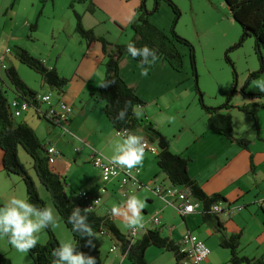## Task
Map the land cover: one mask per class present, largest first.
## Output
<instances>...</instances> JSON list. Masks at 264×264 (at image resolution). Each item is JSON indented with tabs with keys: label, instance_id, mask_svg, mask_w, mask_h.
Segmentation results:
<instances>
[{
	"label": "rangeland",
	"instance_id": "1",
	"mask_svg": "<svg viewBox=\"0 0 264 264\" xmlns=\"http://www.w3.org/2000/svg\"><path fill=\"white\" fill-rule=\"evenodd\" d=\"M156 1H158V10L150 14L151 22L168 34L174 29L194 47L197 80L191 64L190 49L181 45L180 49L184 55L183 69L177 71L172 69L169 63H165L173 73V77L177 79L175 84L179 85L174 88L170 87V90L164 88L163 93H161L163 89L161 88L157 96L159 99L151 92L150 87L143 96L147 103L144 108L146 114L143 115H148L154 119L155 124H160L162 132L172 141L173 147L177 148L184 144L186 135L199 125L200 115L206 113L199 100L200 93H202L204 104L214 108H219L228 102L233 106L239 99L250 98L249 94H259L254 85L258 80L264 81V71L260 72L262 61L264 63V49L259 56L255 50V39L252 36L246 37L239 45L242 39V29L240 24L231 17L225 0H171L180 10L177 18L167 0H146L147 12L154 9ZM140 2L141 0H53L42 3L39 0H0V54L8 47L12 54L17 46L25 48L35 57L53 64L61 75L68 78L73 77L67 89L74 92L79 87V73L89 76L83 67L90 71L93 60L98 62L96 55H101L99 41H94L88 46L86 40L76 32L75 13L81 15L82 24L86 29H92L96 35L103 36L109 43L126 44L134 36L132 23L136 18L135 8ZM32 24H36V28L32 29ZM87 50L91 55L85 58L86 60L78 68L83 51L87 52ZM94 52L99 53L93 55ZM17 67L21 73H19L20 76L32 89H43L39 73L23 63L18 62ZM103 67L105 69L104 65ZM144 67L148 69V74L146 76L140 74L139 81L153 80L158 84L162 79H171L161 63L156 62L153 66L151 64V66L145 65ZM254 73L257 76L250 78ZM2 78L9 85L4 72H2ZM197 84L199 91L196 90ZM244 89L247 94L242 93ZM50 92L54 95L58 94L56 89ZM14 96V92L9 90L8 97L13 98ZM140 108L137 107V110ZM240 115L242 116L239 117L238 127L243 128L244 122L242 121L245 114ZM23 117L24 115L18 117V120H23ZM142 130L140 127L135 134L139 135ZM37 131L40 136L44 135L41 127ZM59 132L65 131L59 128ZM121 138L118 136L119 140ZM43 143L47 144L45 140ZM74 150V146H71L67 150L71 156H66L69 160L61 161L68 169L71 182L68 186V195L73 203H77L79 192L83 190L92 192L90 186L85 183L89 178L96 176L98 170H95L88 162L83 163L85 160L83 151L79 152L80 161L75 163L72 157L76 154ZM20 158L33 174L39 192L47 202V208H50L54 218L60 221L61 225L55 223V226H52L54 232L58 233L61 242L74 244L73 236L61 220L49 193L31 169L30 156L21 149ZM147 191H150L152 196H156L149 184L134 194L144 203L140 212L141 223L147 213L152 214L153 208L166 203L160 199L156 204H151L145 195ZM97 195L102 196L106 206V208L100 207L99 213L112 212L115 223L121 231H131L133 227L140 228L141 223L133 227L128 226L125 217L130 213L127 212L126 201H119L118 188L114 187L107 193ZM94 240L101 246L102 256H107L106 248L110 244L109 235L96 233ZM1 251L12 260V264H32V257L28 252H18L8 243L6 237H0ZM114 255L111 252L105 264H111ZM167 257L163 260L165 264H173V261L168 260ZM149 258H152L151 255Z\"/></svg>",
	"mask_w": 264,
	"mask_h": 264
},
{
	"label": "trees",
	"instance_id": "2",
	"mask_svg": "<svg viewBox=\"0 0 264 264\" xmlns=\"http://www.w3.org/2000/svg\"><path fill=\"white\" fill-rule=\"evenodd\" d=\"M39 1L46 3L47 1L53 0ZM167 1L171 5L177 18L180 15L178 6L171 0ZM145 2L146 0H141L140 4L135 8L136 18L132 23L134 36L126 44L109 43L103 36L96 35L92 29H86L82 24L81 15L75 13L76 32L86 40L87 45L89 46L94 41L101 43L102 55L105 59V75L97 88L98 99L105 101L106 116L115 130L126 131L127 135L129 133H135V131L142 127L148 140L158 144L159 153L157 154V163L170 183L185 187L188 193L202 201L204 207L203 214L206 220L213 217L218 220L217 215L211 214L209 208L219 201H226V198L220 193L211 195L205 193L196 180L189 174L188 165L190 159L174 153L170 147V139L146 115L141 114L137 117L133 114V109H137V107L143 109L147 103L138 94L137 87L130 85L121 74V61L124 55H129L126 48L130 42L137 48L143 46L153 48L157 58H162L167 61L177 71H181L184 67V55L181 52L180 46L184 45L189 47L191 64L197 80L194 47L187 39L178 35L174 29L168 34L152 23L150 14L158 10V1H156V6L151 12H147ZM225 2L231 17L240 24L242 29V39L239 45H241L246 37H254L255 50L260 56L262 49H264V0H225ZM36 26V24H32L31 28L34 29ZM14 56L18 61L39 73L42 82L52 89L62 92L70 81L68 77L61 75L55 66L48 67L44 61L35 57L23 47L17 46ZM148 59L151 60V57ZM135 60L140 62L138 57ZM229 62L233 65L230 60ZM263 69L264 63L262 61L260 72H263ZM3 72L9 85L6 84V81L2 78V72H0V148L3 154L2 165L7 175H17L22 178L26 186L28 202L40 208H47V202L41 196L33 174L20 158L21 149L30 156L31 169H33L39 182L46 188L61 220L70 230L74 244L77 246L76 250L94 257L96 264H103L101 250L94 242V235L96 233L108 234L114 240L113 245L119 247L131 264H150L146 259V251L151 246L173 252L178 261L186 258L180 250V243L175 242L167 236H163L159 228H149L140 237H132L129 232L124 233L120 230L113 220L112 212L99 213V209L103 203L96 211H90L78 202V200L77 203L71 201L68 195L69 183L66 176L56 172L54 166H51L48 162L47 147L50 143H43L35 129L28 122L18 120L14 116L10 106L11 98L8 97L9 90L33 106L36 105V95L38 92L23 80L13 64L8 65L7 69ZM256 76L257 74L254 73L250 78ZM196 90L199 91L198 84ZM242 93H246L245 89ZM200 94V103L209 115V127L225 135L228 139L235 141L238 145L248 148L250 140L233 136L232 116L229 113L223 112L224 109L232 107L230 102L219 108L209 107L204 104L202 93ZM249 96L260 98L264 94H249ZM126 101L130 102L128 115L124 121H119L116 119V114L120 108L124 107ZM240 110L252 113L257 124V114L248 106H241ZM37 114L40 118L50 123H55L56 121L46 114ZM76 207L81 209L82 215L87 214V223L90 225L93 234L91 237L81 238V234L73 232L72 226L68 224V216ZM217 228L221 234L220 246L230 250L231 264H264V257L251 258L239 254L240 233L228 235L219 221L217 222ZM44 230L48 236L47 240L45 242L36 241V246L28 251V254L34 260L33 264H51L52 259H58V257H52L51 252L59 246L61 241L52 226ZM0 264H12V260L0 252Z\"/></svg>",
	"mask_w": 264,
	"mask_h": 264
},
{
	"label": "crops",
	"instance_id": "3",
	"mask_svg": "<svg viewBox=\"0 0 264 264\" xmlns=\"http://www.w3.org/2000/svg\"><path fill=\"white\" fill-rule=\"evenodd\" d=\"M5 49L1 51V54L5 52ZM99 52L101 55L97 54ZM99 52L93 53V55L97 54L96 57L98 62L93 60L90 71L83 67V70L88 73L89 76L80 74L81 72L79 73V87H77L74 92L67 89L70 81L73 79V77H69L70 81L68 85L64 87V90L62 92L57 90L58 94L53 95L55 100L62 99L73 105L74 112L68 123L64 124L58 121L50 123L40 118L34 109L29 110L23 117V120L28 122L35 129L42 141L45 140L58 149L59 155L56 157L54 170L66 176L68 183H71L68 169L61 160H69L66 156H71L70 152L67 151L71 146H74V151L76 152V154L72 156L75 163L80 161V153L83 151L85 154L83 163L88 162L95 170H98L90 160L93 150L97 149L111 158L114 154L115 144L119 140L117 130L113 128L106 116L105 103L103 100L98 99L97 88L105 75V69L103 67L105 59L102 55L101 47ZM13 55L14 53H5L3 60L7 65L13 64L17 70H19L17 64L21 62L15 59ZM90 55L91 53L89 50H87V52L83 51L78 68H80L81 63L86 60L85 58H89ZM44 62L48 67L53 66V64H49L48 61ZM156 62L163 65V69L170 74L171 79H162L158 84L153 80H148L146 82L145 80L139 81L138 78L141 70L140 62L127 54L122 58L121 74L130 85L137 87L138 94L142 98L149 87L151 88V92L157 97L161 88H163L161 90V93H163L164 88L170 90V87L174 88L179 85L175 84L177 79L173 77V73L168 66L165 65L167 61L162 58H157ZM153 65L154 63L152 66ZM18 72L20 73V71ZM41 88L44 90H34L39 93H49L50 90H52V88L47 87L43 82ZM46 89L48 91H46ZM157 99H159V97H157ZM241 106H248L257 114V124L253 114L240 110ZM144 108L139 109L142 115L146 114ZM223 112L229 113L232 116L233 136L250 140L248 148L238 145L235 141L228 139L225 135L210 128L208 125L209 115L202 112V115L199 117L201 119L199 125L195 126L191 132L186 135L184 144L174 148L171 141L170 147L174 153L190 159L188 165L189 174L196 180L205 193L209 195L220 193L226 198L227 203L241 204L244 208L235 211L231 215H217L218 220L215 217L206 220L204 214L200 211L181 216L165 198L157 195L152 196L150 191H147L148 193L145 195H147L151 204H156L161 199L168 205L166 203H164V205L158 203V207L153 208L152 214L147 213L141 226H139L140 228L137 235L140 237L141 234L149 228H159L163 236H167L175 242H179L187 232H191L201 238L210 248L209 264H231L230 250L220 246L221 234L217 228L218 221L223 225L228 235L241 234L240 246L238 248L241 256H248L251 258L264 257V98L250 97L239 99L231 108L224 109ZM241 113L245 114L244 120L242 121L244 122L243 128L238 127L239 117L242 116L240 115ZM146 116L154 122L153 118H150L148 115ZM61 125L67 128V132H59V128L63 129ZM155 125L162 132L161 125ZM39 127L44 131L43 136H40L37 131ZM139 135L143 140L148 139L144 130L140 131ZM82 140L89 141V146L84 145ZM95 140H97V142H95ZM72 151L71 149V152ZM2 155V150L0 148V206H3L11 196L27 199L26 186L22 178L19 176L17 177V175H7L4 171ZM139 167L141 168V173L138 175V178L143 184L146 183L151 185L153 182H162L166 185L170 184L169 179L158 166L157 155H144L142 164L139 165ZM85 185L90 186V189L94 192L93 194H101L103 182L101 180L100 171L98 170L97 175L92 179L89 178ZM107 187L110 191L113 190L114 187L118 188L115 182L109 183ZM119 201L125 202L121 194ZM102 206L106 208L104 202ZM155 214L160 217L161 223L159 225H155L152 221ZM112 217L114 220L113 213ZM55 221L56 225H61L57 218ZM56 234L58 235L57 232ZM34 235L36 241L45 242L47 240V234L44 229ZM95 243L101 250V246L97 242ZM113 244L114 240L110 237V246L108 245L106 248L107 256H102L103 264H105L109 258L111 254L110 248ZM112 253L115 255L113 256L111 264H131L119 247ZM149 255H151V259ZM165 257H167L168 260H172L173 264H189L186 258L178 261L173 252L163 248L151 246L146 251V259L150 264H165L163 261ZM33 263L34 260L32 258V264Z\"/></svg>",
	"mask_w": 264,
	"mask_h": 264
},
{
	"label": "built area",
	"instance_id": "4",
	"mask_svg": "<svg viewBox=\"0 0 264 264\" xmlns=\"http://www.w3.org/2000/svg\"><path fill=\"white\" fill-rule=\"evenodd\" d=\"M11 53L10 48H6L5 52L0 54V72L7 69L8 65L4 62V54ZM54 94L49 93H39L36 95V105H31L26 100L14 96L10 99V106L15 117H22L29 110L34 109L37 113L46 114L50 118H54L60 123H68L73 115V105L62 99H54ZM65 132L67 128L61 125ZM117 135L124 137L126 131H117ZM84 145H88L86 140H82ZM144 144V155L153 154L157 155L159 153V147L157 143L150 142L148 139L143 140ZM48 162L51 166L55 165L56 157L59 151L54 145H48L47 147ZM90 160L94 167L100 171L101 180L103 185L101 187V193H107L109 191L107 185L109 183L115 182L118 186V191L122 198L126 201L130 195H134L138 190L146 187L147 184L140 182L138 175L141 173V168L137 166L132 170L121 169L110 162L111 158L104 155L101 151L94 149ZM151 190L157 195L166 199V201L171 204L181 216H185L197 211L204 212L203 203L200 199H197L192 194L188 193L185 187L173 184H164L162 182H153L151 185ZM78 202H80L85 208L90 211H96L97 208L104 202L101 195H93L92 193L83 190L79 192ZM244 208L241 204H231L226 201H219L210 206L209 211L211 214H227L231 215L235 211ZM155 225H159L160 217L155 214L152 218ZM139 229L133 227L129 233L132 237L138 235ZM180 250L185 255L189 264H209L208 259L211 253L210 248L207 244L199 238L197 235L187 232L182 239L179 241ZM117 245H113L110 248V252L117 250Z\"/></svg>",
	"mask_w": 264,
	"mask_h": 264
},
{
	"label": "clouds",
	"instance_id": "5",
	"mask_svg": "<svg viewBox=\"0 0 264 264\" xmlns=\"http://www.w3.org/2000/svg\"><path fill=\"white\" fill-rule=\"evenodd\" d=\"M127 53L132 58H139L141 75L146 76L148 69L145 65L151 66L157 60V55L153 48L143 46L137 48L133 43L127 45ZM151 57V60L148 58ZM255 90L264 94V81L258 80ZM130 102L126 101L124 107L120 108L116 114V119L124 121L128 115ZM133 114L137 117L140 111L133 109ZM144 157L143 138L135 133H129L122 137L115 144L114 154L110 162L121 169L132 170L142 164ZM128 226L133 227L141 223V210L144 207L142 200L135 195H130L125 202ZM55 218L50 208H40L28 202L26 198L11 196L7 202L0 206V237H6L8 243L18 252L26 253L36 246L34 234L50 226H55ZM68 224L72 226V231L81 234L83 237H91L92 229L87 223V214H81V209L76 207L68 216ZM77 246L72 242H61L58 247L51 252V264H96V259L92 256L77 251Z\"/></svg>",
	"mask_w": 264,
	"mask_h": 264
}]
</instances>
